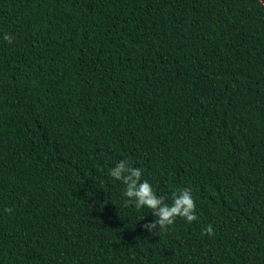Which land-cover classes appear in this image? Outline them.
Instances as JSON below:
<instances>
[{"label": "trees", "instance_id": "1", "mask_svg": "<svg viewBox=\"0 0 264 264\" xmlns=\"http://www.w3.org/2000/svg\"><path fill=\"white\" fill-rule=\"evenodd\" d=\"M0 264H264V0H0Z\"/></svg>", "mask_w": 264, "mask_h": 264}, {"label": "clouds", "instance_id": "2", "mask_svg": "<svg viewBox=\"0 0 264 264\" xmlns=\"http://www.w3.org/2000/svg\"><path fill=\"white\" fill-rule=\"evenodd\" d=\"M4 40L11 43L13 37L6 33ZM142 171L140 168L130 166L127 160H120L109 170L108 174L111 178L125 185L123 196L126 198V207L134 205L137 210L141 208L151 210L155 219L142 225L146 232L153 234L158 231H167L178 217L183 218L188 223L198 219L195 215L196 204L189 189L184 188L173 193L172 204L168 205L164 202L163 197L156 195L147 180H141ZM204 234L213 235L211 225L206 227Z\"/></svg>", "mask_w": 264, "mask_h": 264}]
</instances>
